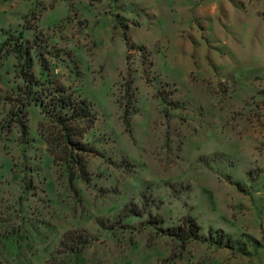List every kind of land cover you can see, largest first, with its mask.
I'll return each mask as SVG.
<instances>
[{"label":"rangeland","instance_id":"rangeland-1","mask_svg":"<svg viewBox=\"0 0 264 264\" xmlns=\"http://www.w3.org/2000/svg\"><path fill=\"white\" fill-rule=\"evenodd\" d=\"M0 47V264H264V0H0Z\"/></svg>","mask_w":264,"mask_h":264},{"label":"trees","instance_id":"trees-1","mask_svg":"<svg viewBox=\"0 0 264 264\" xmlns=\"http://www.w3.org/2000/svg\"><path fill=\"white\" fill-rule=\"evenodd\" d=\"M125 29V26H122ZM123 37L125 38V31L123 32ZM0 47V51H1ZM13 52L18 61L21 60V74L24 83L27 88L36 84V77L33 74V63L31 58L29 57L28 51L26 49L21 50V46L18 44H14ZM127 92V89H126ZM46 107L50 110L52 114V118H54L55 123L60 129V132L63 134L66 144L72 145L73 149H78L83 147V144L80 142H74L73 139L77 136H81L85 129L91 127L94 121L93 112L91 107L84 99L75 100L71 98L69 94H66L63 90L57 89L56 94L53 95L52 98L48 100L46 103ZM128 109L129 105L125 104L124 112H123V122L127 126L128 125ZM83 124L84 128H81L80 125ZM72 157V156H70ZM74 162H76L82 174H86L85 164H81L77 158H75ZM189 224V236L196 237L198 234L196 230H193V227H196L193 220L190 218L186 219V224ZM174 233V232H173Z\"/></svg>","mask_w":264,"mask_h":264}]
</instances>
